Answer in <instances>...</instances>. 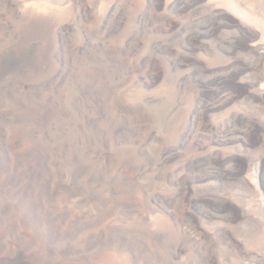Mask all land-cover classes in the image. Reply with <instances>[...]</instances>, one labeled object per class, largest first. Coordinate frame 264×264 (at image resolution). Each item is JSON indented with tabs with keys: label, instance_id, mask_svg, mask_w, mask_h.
<instances>
[{
	"label": "rangeland",
	"instance_id": "obj_1",
	"mask_svg": "<svg viewBox=\"0 0 264 264\" xmlns=\"http://www.w3.org/2000/svg\"><path fill=\"white\" fill-rule=\"evenodd\" d=\"M0 3V51L27 47L23 53L36 63V71L11 77L53 79L44 88L53 114L44 124L28 116L11 122L7 138L14 150L28 152L25 162L40 182L47 169L73 195L57 204L31 194L17 209L0 212L1 256L21 249L56 264L264 261V196L256 179L264 161V0ZM23 3L42 4L45 14L62 18L61 42L54 45L42 29L23 45L17 14ZM73 7L81 14L73 17ZM107 47L123 64L102 100L109 119L96 116L83 92L102 83L95 76L105 68ZM193 102L208 126H195V138L186 139ZM92 116L95 128L86 122ZM113 118L123 127L113 128ZM79 164L87 168L75 178ZM79 183L87 188L80 193ZM68 242L75 250L63 254Z\"/></svg>",
	"mask_w": 264,
	"mask_h": 264
},
{
	"label": "bare ground",
	"instance_id": "obj_2",
	"mask_svg": "<svg viewBox=\"0 0 264 264\" xmlns=\"http://www.w3.org/2000/svg\"><path fill=\"white\" fill-rule=\"evenodd\" d=\"M4 1V0H3ZM235 1V0H234ZM38 2V1H37ZM40 2V1H39ZM6 3V2H5ZM27 3V2H26ZM258 3V2H257ZM1 4V3H0ZM73 4V3H72ZM236 4V3H235ZM5 5V4H4ZM258 5V4H257ZM260 5V4H259ZM8 6V5H7ZM54 6V4H53ZM58 6V5H57ZM72 6V5H71ZM75 6V5H74ZM78 6V5H76ZM238 6V5H237ZM56 7V6H55ZM240 7V5H239ZM261 7V6H260ZM7 8V7H6ZM52 8V7H50ZM71 8V7H70ZM83 8V7H82ZM244 8V7H243ZM242 8V9H243ZM47 8L44 7L42 4L38 5H29L23 3L18 8V15H20L22 25H23V37L26 43L28 39L36 33L38 30L45 29L46 31H49L50 33V41L57 45L59 42H61V37L59 34L60 28H61V19L58 16H55L54 14H45V10ZM54 9V8H53ZM51 9V10H53ZM78 9V7H77ZM239 9V8H238ZM48 10V9H47ZM60 10V9H58ZM58 10L56 12H58ZM241 9H239L240 11ZM248 10V9H247ZM49 11V10H48ZM54 11V10H53ZM52 11V12H53ZM63 11V10H62ZM243 11V10H242ZM241 11V12H242ZM245 11V10H244ZM44 12V13H43ZM50 13V12H49ZM55 13V12H54ZM65 13V12H63ZM67 13V12H66ZM251 13V12H249ZM60 14V12L58 13ZM73 17H76L78 14H81L80 10L74 11V7L72 8L71 13ZM69 14V15H70ZM245 14V13H244ZM247 14V13H246ZM68 15V17H69ZM251 15V14H250ZM62 16V15H61ZM248 16V15H247ZM253 16V15H252ZM65 17V16H62ZM72 17V18H73ZM71 18V19H72ZM66 19V17L64 18ZM75 19V18H74ZM148 19V18H147ZM75 22V20H74ZM143 22V21H142ZM2 23V22H1ZM72 23V22H71ZM70 23V24H71ZM144 23V22H143ZM65 27V26H64ZM63 27V28H64ZM6 30V29H5ZM62 32V30H61ZM68 32V31H67ZM59 33V34H58ZM47 34V33H46ZM71 35V34H70ZM22 36V35H21ZM96 36V35H95ZM43 38V36H42ZM45 38V37H44ZM80 38V37H79ZM134 38V37H133ZM127 39V38H126ZM27 40V41H26ZM49 40V39H48ZM131 40V39H130ZM45 41V40H44ZM84 41V40H83ZM49 42V41H48ZM98 42V41H97ZM16 44V43H15ZM63 46L66 48L67 43L62 42ZM82 44V43H81ZM126 44V43H125ZM19 45V44H18ZM27 45V44H26ZM77 45V44H76ZM12 46V45H11ZM9 44L6 45L1 51H0V188L2 189V192L5 193L3 195L0 194V201L2 203L0 212L1 214L7 213V210H14L15 208L21 206L20 201L22 199H26L30 197L31 194H34V196L39 197L38 195L43 196L46 200L51 201V199L55 200L57 204H66L70 203V198L72 193L71 191H68L64 188L63 184L60 182L59 175H52L47 171L45 178H42L41 180L44 181L40 182L39 179L41 177H38V173L33 171L32 166L30 167L27 162H25V159L27 157L28 152L24 149L16 151L14 150V139L8 140L7 132L9 129L8 124L11 122H17L19 121L23 116H28L31 119H33L34 122L40 123L46 122L48 117L53 114V108L54 106L53 101H51L50 95L46 92H44V88L47 85V82H50L53 79H42L39 81H28L23 80L24 77H11L15 73L18 75L20 74H26L32 73L36 71V68L33 67V65H36L34 61L32 63L29 60V57H27L26 53H23V51L27 50V47L22 48L21 50H16L13 47H11ZM44 46V45H43ZM60 46V45H59ZM52 47V46H51ZM69 47V46H68ZM75 47V45H74ZM99 47V46H98ZM31 48V47H30ZM35 48V47H34ZM63 48V47H62ZM29 49V48H28ZM59 49V48H58ZM57 49V50H58ZM33 50V49H32ZM64 50V49H63ZM85 50V49H83ZM29 51V50H28ZM79 51V49H78ZM119 51V50H118ZM55 52V51H54ZM57 52V51H56ZM105 52L107 54V60L106 64L104 63V70H98L96 76L93 75L91 77L92 80H95L93 78L94 76L97 77V80L100 78L102 79V83L100 85H96L94 90L89 91L88 87L83 88V92L90 98V101H92L96 107V116L97 117H103L105 119H109L111 115L109 111H107L109 108L102 107V100L104 98L106 99L107 94H109V80L114 77L116 70H118L121 65V59L117 55V52L113 51V49L107 47L105 49ZM53 53V52H52ZM83 53V52H82ZM34 55V54H32ZM121 55V54H120ZM31 57V55H30ZM87 58V57H86ZM34 60V58H32ZM46 64V63H45ZM63 64V63H62ZM100 64V63H99ZM76 65V64H75ZM99 66V65H98ZM82 67V66H81ZM58 68V67H57ZM66 68V67H65ZM100 68V67H99ZM81 69V68H80ZM55 70V69H54ZM59 70V69H58ZM76 70V69H75ZM85 70V69H84ZM61 71V70H60ZM63 71V70H62ZM68 71V70H67ZM102 72V74H101ZM55 73V72H54ZM64 73V72H63ZM12 74V75H11ZM15 74V75H16ZM121 74V73H120ZM17 75V76H18ZM61 75V74H60ZM24 76V75H22ZM32 77V76H31ZM36 77V76H35ZM78 77V76H77ZM33 78V77H32ZM76 78V77H75ZM83 78V77H82ZM26 79V78H24ZM60 79V78H59ZM113 79V78H112ZM119 79V78H118ZM31 80V79H30ZM66 80V79H65ZM115 80V79H114ZM55 81V80H54ZM57 81V80H56ZM111 81V80H110ZM51 83V82H50ZM57 83V82H56ZM92 84H95L92 82ZM111 84V83H110ZM48 86V85H47ZM63 86V85H62ZM69 86V85H68ZM54 87V86H53ZM60 87V85H59ZM46 89V88H45ZM66 93V92H65ZM263 96V94H262ZM109 98V96H108ZM107 101V100H106ZM106 103V102H105ZM104 103V104H105ZM119 103V102H118ZM192 104V105H191ZM191 112H188V122L186 125V128L182 132L183 135L187 138L194 139V131L195 126H204L207 127L208 123L203 120V114L198 110L200 107V103L193 102L191 103ZM118 105V104H117ZM106 107L107 104H106ZM105 108V109H104ZM120 107L117 106V109ZM125 108V107H124ZM107 109V110H106ZM122 109V107H121ZM129 110V109H128ZM126 111V110H125ZM183 112V111H182ZM180 114V112H179ZM95 115V114H94ZM118 115V114H117ZM181 115V114H180ZM185 115V114H184ZM183 115V116H184ZM95 116H92V118L87 119V123L89 124V127L95 128ZM114 117V115H113ZM121 117V116H120ZM187 117V116H186ZM185 118V117H184ZM114 119V120H113ZM110 120V122L113 125V128L116 130L123 127L124 123L120 119L113 118ZM43 123V124H44ZM216 124V123H215ZM214 125V124H213ZM8 126V128H7ZM185 127V126H184ZM183 127V128H184ZM211 127V126H210ZM222 128H225L226 125L222 123ZM126 128V127H125ZM135 128V127H134ZM130 129V128H129ZM212 129V127H211ZM178 130V129H176ZM215 131H220L219 124L215 125ZM222 131V130H221ZM121 132V131H120ZM119 132V133H120ZM9 133V132H8ZM181 133V134H182ZM125 134V133H123ZM127 134V133H126ZM173 134V133H172ZM16 135V134H15ZM178 135V134H177ZM181 136V135H180ZM179 142V141H177ZM16 144V143H15ZM179 144V143H178ZM186 144V143H185ZM185 146V145H184ZM239 146V145H238ZM241 146V145H240ZM148 147V146H147ZM17 148V147H16ZM241 148V147H240ZM212 149V148H211ZM238 149V148H237ZM57 150V149H56ZM56 150L54 151L55 154L57 153ZM242 150V149H241ZM52 152V151H51ZM243 152V151H242ZM248 152V151H247ZM212 153V152H210ZM31 155V154H30ZM15 161V162H13ZM34 163L33 161H31ZM134 162V161H133ZM146 162V161H145ZM134 164V163H133ZM157 164V163H156ZM77 168H74L72 170V175L75 176H81L80 174L85 170L87 167L83 166V164L77 165ZM131 167V165H129ZM261 164L257 165V171H256V179H257V186L261 190L262 194L257 192L260 198L264 196V188L261 185ZM32 168V169H31ZM90 168V166H89ZM119 168V166H118ZM100 169V168H98ZM122 169V168H121ZM120 169V170H121ZM39 170V169H38ZM89 170V169H88ZM97 170V169H96ZM95 170V171H96ZM139 171V170H138ZM156 171V170H155ZM85 172V171H84ZM140 172V171H139ZM90 173V172H89ZM98 173H102V171H98ZM138 173V172H137ZM94 174V173H93ZM93 174H90V178H95ZM40 175V174H39ZM104 175V174H103ZM140 175V174H139ZM253 175V174H252ZM43 176V175H42ZM72 176V177H73ZM98 176V175H97ZM101 176V175H100ZM192 176V175H191ZM105 177V176H104ZM121 177V176H120ZM119 177V178H120ZM124 177V176H123ZM59 178V179H58ZM80 178V177H79ZM89 178V179H90ZM97 178V177H96ZM95 178V179H96ZM82 179V178H80ZM75 180V179H74ZM79 180V179H78ZM77 180V181H78ZM170 180V179H169ZM76 181V182H77ZM92 181V180H91ZM80 182V181H79ZM82 182V181H81ZM95 182V181H93ZM126 182V181H125ZM255 176L252 177V183L255 184ZM84 183V182H83ZM82 183V184H83ZM90 183V182H89ZM98 183V182H97ZM129 183V182H128ZM132 183V182H131ZM80 184V183H79ZM82 184L77 186V192H79L82 189H87L86 186L82 187ZM85 185V183H84ZM83 185V186H84ZM96 185V184H95ZM75 186V185H74ZM131 186V185H129ZM234 187V186H233ZM89 188V187H88ZM90 189V188H89ZM65 190L66 192H64ZM76 191V190H75ZM93 191V190H92ZM82 192V191H81ZM128 192V191H127ZM80 193V192H79ZM86 193V192H85ZM90 193V191H89ZM88 193V194H89ZM92 193V192H91ZM83 194V193H82ZM6 195V196H5ZM110 195V194H109ZM73 196V195H72ZM88 197V196H86ZM92 197V196H91ZM33 198V197H32ZM42 198V197H41ZM77 199V198H76ZM78 200V199H77ZM19 201V202H18ZM76 201V200H75ZM25 203V201H24ZM53 203V202H52ZM55 203V202H54ZM53 203V204H54ZM55 203V204H56ZM74 203V202H73ZM80 203V201H79ZM82 202L78 205H81ZM124 204V203H123ZM24 206V205H23ZM61 206V205H60ZM124 206V205H123ZM57 207V206H56ZM26 210V209H25ZM261 214L264 213V205L259 208ZM38 212V211H37ZM11 214V213H10ZM78 214V213H77ZM90 211H84L85 217L91 216ZM154 217V216H153ZM101 218V217H100ZM99 218V219H100ZM166 218V217H165ZM158 219V218H157ZM86 220V219H85ZM151 220V219H150ZM145 221V220H144ZM172 222V221H171ZM152 223V222H151ZM163 223V222H161ZM164 226V225H163ZM212 228V227H211ZM190 228H186V233L188 234L189 240L192 239V232ZM181 231V230H180ZM155 233V232H154ZM156 234V233H155ZM154 234V235H155ZM159 236V235H156ZM194 237V236H193ZM204 237V236H203ZM160 238V237H157ZM187 238V237H186ZM224 238V237H223ZM198 240V239H197ZM219 240V239H218ZM199 241V240H198ZM223 241V240H222ZM194 242V241H193ZM196 242V241H195ZM187 243V242H186ZM68 242V245H66L63 248L62 253H68L75 250V247L72 246ZM206 244V243H205ZM207 245V244H206ZM196 247V246H195ZM199 247V246H198ZM202 247V246H201ZM197 249V248H196ZM200 249V248H199ZM202 249V248H201ZM200 249V251H201ZM126 252V251H125ZM209 252V251H208ZM74 253V252H73ZM207 253V252H206ZM2 255V254H1ZM0 255V264H56V263H44L41 262L39 258H37L36 255H31L22 251L21 249L15 250L11 255L8 256H1ZM51 255V254H50ZM137 255V254H136ZM210 255V254H209ZM199 256V255H198ZM204 256V255H203ZM122 258V257H121ZM123 259V258H122ZM127 259V258H126ZM137 259V258H136ZM247 259V258H246ZM52 262V261H51ZM243 262V261H242ZM248 264H264V261L257 260L256 258H251V256L248 257ZM129 264V263H128Z\"/></svg>",
	"mask_w": 264,
	"mask_h": 264
},
{
	"label": "water",
	"instance_id": "obj_3",
	"mask_svg": "<svg viewBox=\"0 0 264 264\" xmlns=\"http://www.w3.org/2000/svg\"><path fill=\"white\" fill-rule=\"evenodd\" d=\"M261 185L264 188V161L261 167Z\"/></svg>",
	"mask_w": 264,
	"mask_h": 264
}]
</instances>
